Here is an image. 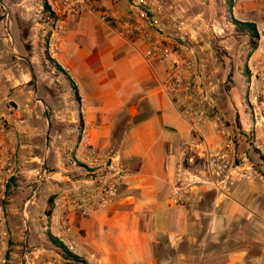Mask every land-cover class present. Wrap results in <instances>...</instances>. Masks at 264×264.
I'll list each match as a JSON object with an SVG mask.
<instances>
[{"label":"crops","instance_id":"1","mask_svg":"<svg viewBox=\"0 0 264 264\" xmlns=\"http://www.w3.org/2000/svg\"><path fill=\"white\" fill-rule=\"evenodd\" d=\"M40 1L0 0V116L9 125L0 142L12 171L0 192V264H264L263 163L244 157L232 177L218 178L222 191L204 151L252 128L264 156V0H229L228 19L223 0H166L184 21L182 57L201 96L225 121L202 125L192 166L207 181L184 204L172 198L176 168L183 141L195 139L163 89L167 62L148 58L141 37L103 17L130 10V0H93L94 10L60 20L44 18ZM234 19L256 25L255 47ZM89 148L111 161L92 164ZM109 164L127 176L108 205L97 198L82 215L62 201L85 194ZM49 233L76 247L81 261L65 258Z\"/></svg>","mask_w":264,"mask_h":264},{"label":"built area","instance_id":"2","mask_svg":"<svg viewBox=\"0 0 264 264\" xmlns=\"http://www.w3.org/2000/svg\"><path fill=\"white\" fill-rule=\"evenodd\" d=\"M223 0V13L225 19L232 15V8L228 2ZM40 13L49 20H60L70 13L80 15L84 11L94 10L93 0H41ZM166 0H130V10L126 12L104 11L105 21L122 33H131L141 37L147 44L146 56L148 58H159L166 60V77L163 84L165 93L175 102L182 116L191 126L193 139H185L180 149V158L176 168V181L173 188V201L177 204H184L189 189L199 183L206 182L194 169L195 162L194 149L199 148L204 143L205 137L202 125L207 121H215L224 125V118L218 114H212L215 104L208 98H202L198 83L187 67L188 63L182 57L185 51V35L181 30L184 21L168 12ZM5 10L8 8L5 6ZM57 46L50 47V52L54 53ZM9 125L5 117L0 116V138L8 130ZM235 140L230 138V142L218 147L206 145V163L212 182L218 189L223 186L219 182L223 177H231L236 169ZM2 144L0 142V165L6 171L5 176L0 177V192L12 176L9 163L10 160L2 155ZM87 147H90L87 145ZM91 155V162H95L107 155L106 152L97 149H87ZM107 158L111 156L107 155ZM111 173H101L95 178V183L89 190L82 193H66L62 196V201L66 205H71L82 215H88L98 198L101 206L110 203L117 193L120 185L125 181L127 171L112 164L108 165ZM41 179L36 180L34 192L39 190ZM5 197L0 196V200ZM61 231L63 234L71 232L70 224L61 221ZM6 233H3L5 236ZM73 253H78L76 247L70 249ZM2 260V253H0ZM83 264L82 262H77ZM88 264V263H84ZM94 264H101L99 262Z\"/></svg>","mask_w":264,"mask_h":264},{"label":"rangeland","instance_id":"3","mask_svg":"<svg viewBox=\"0 0 264 264\" xmlns=\"http://www.w3.org/2000/svg\"><path fill=\"white\" fill-rule=\"evenodd\" d=\"M10 17H13V14L11 13ZM44 18H47L46 16H44ZM24 63V61H23ZM248 74L249 76V73H246ZM256 105L252 104L249 100L247 101L245 107L247 110L251 111L253 114L255 112L254 108H255ZM242 131V130H240ZM239 130L238 129H235V136H234V139H235V145H236V149H237V156H236V168L238 167V165L242 162H244L245 160H248L250 161L251 163L254 162V163H263L264 165V156L262 155V153L260 152L259 149L256 148L255 146V140H256V132L255 130H253L252 128H249L248 130H245V132H241V135L238 134ZM242 137V141H240L239 139H241ZM240 150H242V152L246 153L244 154L245 156H243L241 153H240ZM245 158H248V159H244ZM251 157V159H250ZM254 158L256 161H254ZM244 160V161H243ZM235 172V171H234ZM234 172L233 174L231 175V177L234 175ZM264 174V173H263ZM223 189H227V186H224ZM218 190V189H217ZM220 190V189H219ZM223 191V190H222ZM250 226V225H248ZM247 226V232H246V236H247V241H250V240H253L254 238V235L255 233L252 231L251 228H249ZM76 262V261H75Z\"/></svg>","mask_w":264,"mask_h":264},{"label":"trees","instance_id":"4","mask_svg":"<svg viewBox=\"0 0 264 264\" xmlns=\"http://www.w3.org/2000/svg\"><path fill=\"white\" fill-rule=\"evenodd\" d=\"M235 24L237 25L238 28L242 29V30H247L251 37L252 40L253 38H258L259 37V32L256 28V25L254 23H250V22H241L239 20L234 19ZM252 42V46L255 47L256 46V41H251ZM25 64L30 66V61L27 60H23ZM31 71L32 67H31ZM49 237V241L51 242L52 245H54L56 248H59V250L63 253V255L65 256V258H70V259H74L75 261H81V258L74 254L69 248L68 246L61 241L58 237L54 236L52 233L48 234Z\"/></svg>","mask_w":264,"mask_h":264}]
</instances>
